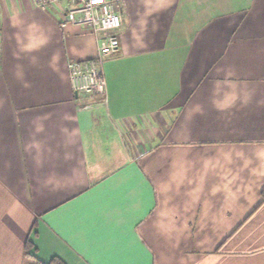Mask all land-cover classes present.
<instances>
[{"label": "crops", "instance_id": "0c3cea01", "mask_svg": "<svg viewBox=\"0 0 264 264\" xmlns=\"http://www.w3.org/2000/svg\"><path fill=\"white\" fill-rule=\"evenodd\" d=\"M0 0V264H264V0H114L93 33Z\"/></svg>", "mask_w": 264, "mask_h": 264}, {"label": "built area", "instance_id": "2783aa9c", "mask_svg": "<svg viewBox=\"0 0 264 264\" xmlns=\"http://www.w3.org/2000/svg\"><path fill=\"white\" fill-rule=\"evenodd\" d=\"M41 8L54 7L60 12L61 26L86 27L95 38L96 57L72 61L68 76L77 95L104 97L106 81L101 70L102 58L114 56L119 49L121 16L114 0H37Z\"/></svg>", "mask_w": 264, "mask_h": 264}, {"label": "trees", "instance_id": "16d2710c", "mask_svg": "<svg viewBox=\"0 0 264 264\" xmlns=\"http://www.w3.org/2000/svg\"><path fill=\"white\" fill-rule=\"evenodd\" d=\"M33 245L31 242L27 241L24 246V261L25 264H65L61 259L53 257L49 262H42L31 255V250Z\"/></svg>", "mask_w": 264, "mask_h": 264}]
</instances>
